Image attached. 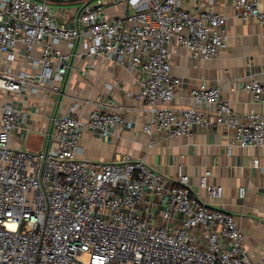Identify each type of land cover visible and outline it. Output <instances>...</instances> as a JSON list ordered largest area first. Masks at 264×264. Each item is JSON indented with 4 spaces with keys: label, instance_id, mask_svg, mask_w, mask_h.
Segmentation results:
<instances>
[{
    "label": "built area",
    "instance_id": "built-area-1",
    "mask_svg": "<svg viewBox=\"0 0 264 264\" xmlns=\"http://www.w3.org/2000/svg\"><path fill=\"white\" fill-rule=\"evenodd\" d=\"M201 1L208 7L194 11L179 0H94L66 16L72 25L64 27L47 0H0V98L12 97L0 101V264H253L235 217L200 202L187 175L168 185L142 159H77L84 128L106 135L124 124L117 112L96 108L83 121L75 105L51 119L42 151L11 146L16 131L22 139L28 133L20 96L59 93L68 69L58 49L64 43L142 75L135 99L149 107L144 134L182 137L195 126L224 125L240 147L264 149V113L235 114L217 87L199 83L189 91L190 107H173L181 80L171 73V52L185 49L207 62L226 46L223 15L212 0ZM228 1L241 20L258 23L264 42V0ZM122 3V16H106L105 8ZM241 89L264 105V83L247 81ZM254 166L264 171V159ZM211 178L205 170L198 188L222 197Z\"/></svg>",
    "mask_w": 264,
    "mask_h": 264
},
{
    "label": "crops",
    "instance_id": "crops-1",
    "mask_svg": "<svg viewBox=\"0 0 264 264\" xmlns=\"http://www.w3.org/2000/svg\"><path fill=\"white\" fill-rule=\"evenodd\" d=\"M179 1L187 10L198 11L208 7L207 1ZM51 4L58 7L53 10L57 16L56 23L70 27L72 23L65 21L66 16L72 19L83 2L63 0ZM212 7L224 17L226 46L218 57L207 62L195 60L185 49L171 52V73L181 80L173 107H190L189 91L199 83H205L220 89L221 100L227 101L235 114L264 113V105L241 89L247 81L264 83V42L260 37V27L253 19L241 20L228 0H212ZM105 13L109 18L122 16L124 4L108 6ZM58 49L68 56L67 74L60 84V91L57 94L26 92L20 96L22 127L27 128L28 133L22 139L20 132L16 131L11 146L25 148L29 137L36 134L35 139L44 140L42 148L38 149L42 151L46 147L44 132L49 129L51 119L67 114L75 105V113L83 121L96 108L117 112L124 119V124L110 127L106 135L90 126L84 128L77 159L93 163L142 159L162 174L168 185L179 174L187 175L190 189L200 202L235 217L250 261L264 264V171L254 166L256 159H264V149L240 147L234 142L233 129L224 125L210 128L195 126L189 135L182 137L148 136L142 127L148 121L149 107L135 99L142 78L139 72H129L109 60L88 56L80 47L68 49L61 43ZM1 58L0 62L5 67ZM24 62L27 67V61ZM12 68L14 73L20 70L15 65ZM0 101L8 103L12 97L2 96ZM205 170L211 171L212 183L223 187L222 197L210 198L198 188L199 178ZM240 188L245 190L244 197L239 196ZM166 200L160 205H167ZM154 222L162 224L160 219Z\"/></svg>",
    "mask_w": 264,
    "mask_h": 264
},
{
    "label": "rangeland",
    "instance_id": "rangeland-1",
    "mask_svg": "<svg viewBox=\"0 0 264 264\" xmlns=\"http://www.w3.org/2000/svg\"><path fill=\"white\" fill-rule=\"evenodd\" d=\"M101 2L102 1H104V0H100ZM85 2H83V4H84ZM50 8L52 9V10H55L56 8H58L57 7V5H53V4H50ZM107 10V9H106ZM36 134H34V136H35ZM34 136H30L29 137V140L27 141V147H25V149H29V151H31V152H36V151H39L38 149H41L42 148V145H41V143L43 144V139L42 140H40V139H35L36 137H34ZM41 137V136H40ZM36 141H37V143H36Z\"/></svg>",
    "mask_w": 264,
    "mask_h": 264
},
{
    "label": "water",
    "instance_id": "water-1",
    "mask_svg": "<svg viewBox=\"0 0 264 264\" xmlns=\"http://www.w3.org/2000/svg\"><path fill=\"white\" fill-rule=\"evenodd\" d=\"M50 3H58L62 2L63 0H47ZM80 2H85L86 4L92 3L94 0H79Z\"/></svg>",
    "mask_w": 264,
    "mask_h": 264
}]
</instances>
